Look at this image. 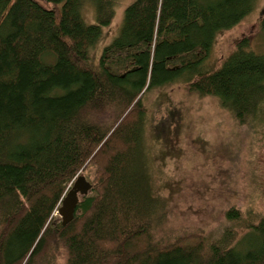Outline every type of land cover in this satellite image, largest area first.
<instances>
[{
  "label": "trees",
  "instance_id": "16d2710c",
  "mask_svg": "<svg viewBox=\"0 0 264 264\" xmlns=\"http://www.w3.org/2000/svg\"><path fill=\"white\" fill-rule=\"evenodd\" d=\"M114 2L0 0V264H264L257 209L230 206L209 232L169 228L143 102L181 84L238 128L264 130V53L244 36L207 62L256 0H134L94 60ZM79 175L91 189L62 226L55 213Z\"/></svg>",
  "mask_w": 264,
  "mask_h": 264
},
{
  "label": "rangeland",
  "instance_id": "374dc122",
  "mask_svg": "<svg viewBox=\"0 0 264 264\" xmlns=\"http://www.w3.org/2000/svg\"><path fill=\"white\" fill-rule=\"evenodd\" d=\"M133 1L115 0L114 19L92 52L94 60L117 36L124 10ZM80 12L86 24H95L93 2H86ZM262 19L264 0H256L236 26L216 34L208 65L217 67L230 46L244 36L249 40L248 50L263 54ZM143 100L154 190L167 202L169 228L209 232L223 222L230 206L264 212L262 128H238L216 98L200 97L181 84L155 88ZM55 218H59L57 213Z\"/></svg>",
  "mask_w": 264,
  "mask_h": 264
},
{
  "label": "water",
  "instance_id": "95a60500",
  "mask_svg": "<svg viewBox=\"0 0 264 264\" xmlns=\"http://www.w3.org/2000/svg\"><path fill=\"white\" fill-rule=\"evenodd\" d=\"M91 189V184L83 175H79L70 186L62 198L57 214L60 218L62 226L67 225L72 221L78 204V198L81 195H86Z\"/></svg>",
  "mask_w": 264,
  "mask_h": 264
}]
</instances>
